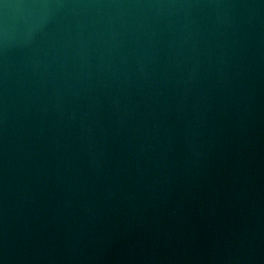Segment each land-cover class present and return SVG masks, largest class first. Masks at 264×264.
<instances>
[{"label":"water","instance_id":"95a60500","mask_svg":"<svg viewBox=\"0 0 264 264\" xmlns=\"http://www.w3.org/2000/svg\"><path fill=\"white\" fill-rule=\"evenodd\" d=\"M0 264H264V0H0Z\"/></svg>","mask_w":264,"mask_h":264}]
</instances>
